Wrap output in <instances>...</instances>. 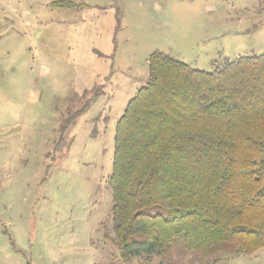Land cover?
<instances>
[{
  "label": "rangeland",
  "instance_id": "obj_1",
  "mask_svg": "<svg viewBox=\"0 0 264 264\" xmlns=\"http://www.w3.org/2000/svg\"><path fill=\"white\" fill-rule=\"evenodd\" d=\"M153 52L206 73L264 54V0H0V264H264L180 237L120 259L114 130Z\"/></svg>",
  "mask_w": 264,
  "mask_h": 264
},
{
  "label": "trees",
  "instance_id": "obj_2",
  "mask_svg": "<svg viewBox=\"0 0 264 264\" xmlns=\"http://www.w3.org/2000/svg\"><path fill=\"white\" fill-rule=\"evenodd\" d=\"M108 185L124 262L176 237L203 256L263 249L264 54L206 73L151 53L115 125Z\"/></svg>",
  "mask_w": 264,
  "mask_h": 264
}]
</instances>
